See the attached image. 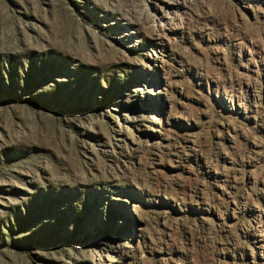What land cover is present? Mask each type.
<instances>
[{
	"label": "rangeland",
	"instance_id": "rangeland-1",
	"mask_svg": "<svg viewBox=\"0 0 264 264\" xmlns=\"http://www.w3.org/2000/svg\"><path fill=\"white\" fill-rule=\"evenodd\" d=\"M0 264H264V0H0Z\"/></svg>",
	"mask_w": 264,
	"mask_h": 264
}]
</instances>
